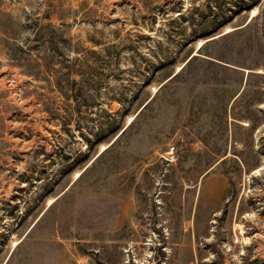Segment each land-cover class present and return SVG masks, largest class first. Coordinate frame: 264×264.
I'll list each match as a JSON object with an SVG mask.
<instances>
[{
  "label": "rangeland",
  "instance_id": "rangeland-1",
  "mask_svg": "<svg viewBox=\"0 0 264 264\" xmlns=\"http://www.w3.org/2000/svg\"><path fill=\"white\" fill-rule=\"evenodd\" d=\"M0 264H264V0H0Z\"/></svg>",
  "mask_w": 264,
  "mask_h": 264
}]
</instances>
